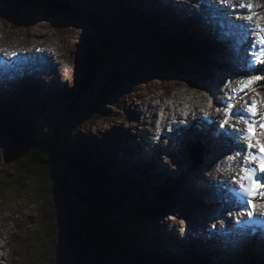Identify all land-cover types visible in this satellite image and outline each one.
Wrapping results in <instances>:
<instances>
[{
    "label": "rangeland",
    "instance_id": "obj_1",
    "mask_svg": "<svg viewBox=\"0 0 264 264\" xmlns=\"http://www.w3.org/2000/svg\"><path fill=\"white\" fill-rule=\"evenodd\" d=\"M34 1L37 2V0H34ZM54 1H56V0H54ZM75 1L83 2L84 8L87 10H95V8L91 9L93 7V5L95 4V2H93V1L88 2V3L84 0H75ZM134 1H140L141 2V0H133L132 2H134ZM7 4L8 3H6L5 0H0V11L7 9L4 11L9 12ZM87 4H88V6H87ZM71 6H73V5L71 4ZM141 6H142V3L139 4V7H141ZM89 7H91V8H89ZM108 7H112V6L106 7V6L100 5V8H98V7L97 8L101 11H105V9ZM139 7L137 9V12L141 11L139 9ZM75 8H77V7H75ZM75 8L73 6L72 10L73 11H80V10H77ZM142 8H144V7L142 6ZM144 10H145V12L141 11V17L143 19V23L142 24L135 23V26L137 28L131 27L133 29V32L135 31L136 34L139 35L138 32L142 31L141 29H145V30L149 29L150 30L151 27H159L158 25L153 23V22H155V20H158L156 23H158L160 25H161V22H163L164 24H167L162 19H160L158 17L156 11H151V10L146 9V8H144ZM27 12H31V10H27ZM143 14H145V17L143 16ZM5 15L8 16L7 13H5ZM34 15L36 16L35 22L30 23L29 27L26 26L27 29L28 28L32 29L31 33L33 36L40 35V38H35V39H38L39 42L37 43V42L33 41L34 44L33 45L31 44V46H33L34 51H35V49L43 48L44 45L40 42L42 39H45L47 44L51 43V41L53 39L54 42L56 43V46H55L56 51L58 54L61 55L59 58L67 59L69 57L68 55L70 53L73 56L70 58L72 61V66L67 68V70H66L67 72L63 69H62L63 71H61V72L59 71V77L58 76L57 77L52 76L49 73L50 70L48 67L41 68V70L44 72L43 81H49V82L53 83L50 85L52 87H53V85H59V89L55 91L57 93L54 92L51 95H44L41 97L37 95L38 98L35 96L37 98V99H35V98L30 97V93L32 91L28 90V92H27V93H29L28 98L26 100H22V102L20 101L21 103H19L17 105L12 104L10 101H4L3 100V103L0 101V110L4 111L3 104H4L6 111L11 110V113H7L6 111H4V114L2 115V117L0 115V177L6 178V181L4 184L6 185L7 183H10V186L13 188V192H14L12 194V192L7 190V192L4 193L5 203H2V200H0V208L2 210L1 216L3 215V217H4V219H0V232H2L1 228H3L5 231V234H6V236L4 235L0 239H2L5 242V244H4L5 248L11 254V256L13 258V264H47V263L57 264L56 262L58 260L56 259V255H58L60 253L65 254L68 251V248L70 247V245L69 244L67 245V241H70L71 235L69 236L68 232H67L66 236L63 234L59 235V234H57V231H55V230L53 231L52 229H50V225H49L48 220L51 219V216H53V218L55 219V222H57V223H58L57 217H60V220H61L62 219L61 216H63V210H62L63 207L60 204L61 203V196L57 195L55 188L53 189L54 193L51 194V197H49V200L48 199L45 200V198H44V197H46V196H44V193L47 195H50V193H47L45 188H44L45 184L39 183L36 180H32L30 183H26V185L24 186V190H21L20 192L18 191V188H20V186L18 185V183H15V181L17 179V175L20 174L19 172L22 168L23 162L17 163L16 160L13 159V153L11 154V151L9 150V147L11 145L10 142H11L12 136L18 135L21 133L23 136H30V133H31V134H33V136L36 137L35 139L30 138V139L35 141L34 143H39L40 141H42V143L46 146H48L52 142H54L55 139L60 138L58 140H60V141L63 140L65 143L63 145V149L71 151V154H72V152H75V153L78 152V149L80 148V143L78 141H82L81 145H83V143L85 144V146L83 148H85L86 154L90 155V152H89L87 146L89 144H90V146H92L91 138H89L90 141L88 139H85V136H88L90 131H91V133L94 132L91 135L92 136L95 135L93 137H95L97 139H105V140L111 139V141H113L116 137H121V139H123V140H124V137L126 138V141H124V142L122 141L119 143V148L117 149L124 156V159L120 162V167L122 168V171L124 172V174L126 176V181H132V180L134 182L136 181L137 185L134 184L133 186L129 187L125 183V181L122 182V184H120V188H119L120 191L115 192V194L121 196L119 199L123 201V204H121L120 201L116 202L114 204L113 213L116 215L115 217L119 223L118 229H119V232L121 234V239H125L124 241H127V243L132 248L135 245L136 247L134 248L135 249L134 251H136L138 248L142 253H144L145 256H148L147 263L143 259L142 262H144V263H142V264H159L160 262H162V264H164V262L167 264H175L177 262L181 263L180 261H182L186 264H202L204 261L214 262L212 264H222L221 261H219L218 257L211 258V257H206V255H205L204 257L198 256L199 258H197L196 257L197 254L195 253V251H192V252H194L195 258L193 260H191V259H187L188 256H181L175 250L174 243L172 241H170L169 239L171 237H175L174 239L176 240L177 236H176V234L174 235V231H177V234L179 235L180 232L178 231V229L181 228L183 225H186L184 221L180 220V217L177 214H175L176 220H177V226L176 227H174V224L170 223V221L171 222L174 221L172 219L174 215H168L167 216V214H165V212H162V211H164L163 209H155L156 210V216L159 215V217L157 216L158 221H155L156 218L152 219L151 222H149V224H147V227L144 224H136L137 223L136 221L133 222L132 221L133 216H132V218H128L130 211H132V212L137 211V212L141 213L140 208L142 206L145 207L144 204L146 203V201H148V199L150 198L149 194L151 196V192H152V191L150 192L149 191L150 189L147 188L148 185H147V187H145L139 181L140 178H143L145 176L138 174L137 172L134 174V172L129 170V168L131 166H133L134 164L141 163L142 160H140V159L145 156L144 154L142 156L138 155V153L135 154L136 152H138L136 150V148H139V145H141L142 142L144 143L147 141H148V144L150 146L154 145L152 143V140H150L149 138L146 137L147 136L146 133L141 134L139 132V129L138 130L136 129L137 127H143L145 129L144 132H147L149 134V132H151V130H152L151 128H153V126L151 124H147L146 121H144L141 124H138V122L136 120L137 118L133 117V115H132V110H133V112H135V111L137 112V109L138 110L144 109L143 105H140V102L146 101L147 98H150V99L154 98L155 102H157V103H159L161 101H165V97L163 95L164 93L162 94V93L158 92V90H155L152 93L147 92V94L145 96L140 95L139 96L140 99H138L139 97L137 94H133V93H134L135 89L138 90L140 88V86H142V87L149 86L150 87L151 86L150 83H153V82H154V84H160L161 82H160V79H158V78H162V77H155L156 79H154V80L151 79L149 81H141L140 84L134 85L131 89H127L125 92H123L122 97L119 95V97H118L119 102L117 104H116V102L113 103L112 101L105 103L104 106L107 109V111L110 113L105 118L107 125L93 123V125H89L87 127V131H83V129H81L83 132L69 131L67 133H64V134H67L69 136L68 137V136L62 134L63 133L62 129L57 128V126H59V121L61 120L62 113L66 112V107L64 106V104H63L64 108L61 106V104H58V105H56L57 109H54L51 112H49L48 107H49V103L50 102L53 103L54 102L53 100H55L59 95H62L63 92L67 88H69V92L72 91V93L68 94L69 96H71V94H73L74 90L77 89L74 86L75 83L77 84V82H78V86H79V79H80L79 75L81 76V73L78 71V69L75 71V69L77 68L76 59H77V63H78V58L74 53L75 52H81V50L76 48L77 43L72 42L73 45L71 46V44L68 40H70L71 38H73V39L77 38L80 41L82 38L83 31L76 28V27H71V26L66 28L65 31H61L57 28H54L53 25H51L49 22H47L48 20H51V18H49V16H47V14H44V15L43 14H34ZM13 18H14V15L11 16L10 22L5 21V20H7L5 16L3 17V20L0 18V29L8 30L5 27L6 26L11 27L12 29H9V32H11L13 34H17L18 30L17 29L14 30V27H13V25H14V23L12 21ZM145 18H148L151 21L150 22L149 21L144 22ZM64 19L65 18L60 19L59 22H62V25H64L63 23L68 24L69 23L68 20L64 21ZM103 19L109 21L110 23H113V20L110 19L109 15H107V13L103 16ZM114 19H116L115 16H114ZM52 22L57 27H60L59 23L57 25L55 23L54 19L52 20ZM99 25H101L100 22H99ZM18 26L23 27V25H18ZM43 29H46L47 31L44 32V31H42ZM158 31H159V34L157 32L151 31L152 32L151 36H156V38L163 40V38H161V36H159V35H162L169 41H173V42L176 41V43H175L176 47H180V48H183V50L189 51V56H188L189 58L193 59L196 56L195 54L193 55L192 50L186 49L185 45H181V43L178 41L179 38L177 36L174 37V35H164L163 29H158ZM115 34L117 35V39H119L118 34L117 33H115ZM20 35H21V32H20ZM46 35L50 39H46ZM119 35H121V34L119 33ZM197 38L200 41L204 40L198 35H197ZM110 40H115V39L112 38ZM59 41L65 42L64 45L61 46L59 44L60 43ZM204 41H206V40H204ZM22 42H23V39H18L16 41L17 46H19ZM14 43H15V40L5 39V38L0 36V50L2 48L11 47V45ZM133 43H134V40H133ZM27 45L29 46V44H27ZM206 46H207L206 44L202 43V47L204 49L206 48ZM78 47H82V44H80ZM170 47H172V46H170ZM173 48H175V47H173ZM163 53H166V52H163ZM103 54H105V53H103ZM144 54H145V52H143V55ZM150 55H152V54L150 53ZM202 55H203L205 61L207 62V54L203 51ZM154 56L156 57V55H154ZM162 58L163 57L160 56L159 61H162L161 60ZM102 59H104V60H102ZM86 60H87L86 64L87 65L90 64V62H91L90 58H87ZM101 60L103 62V65L104 64L110 65V66H103L100 70L96 71V78H97V76H99V79H100V76H102L98 86H100V88L103 87L102 89L106 90L109 87V84L105 83L106 82L105 80L109 76L110 71L115 70L118 73L119 67L128 61L125 60V61L121 62L122 59L119 58V61L121 64L120 63L115 64L114 62H113L114 64H111L112 63L111 59L104 58L103 56H102ZM101 60H99V61H101ZM130 60H132V58ZM139 60L140 59H137L136 62L140 63ZM197 60L199 62L200 58L198 57ZM95 62H97V59ZM132 62L135 63V61H132ZM132 62L129 64V66H130V68L133 69V66L131 65ZM194 63L197 64L196 61H194ZM207 64H208V62H207ZM200 65L202 66L201 63H200ZM142 66L148 67V71L150 73H155L154 69L152 67L148 66L147 63H145V64L142 63ZM156 67L161 69L158 65H156ZM207 67L209 68L211 66L207 65ZM209 69H210L211 73L212 72L216 73L221 68L220 67H211ZM164 70L166 71L165 74L170 73V72H168L169 69L167 67H165ZM175 73H179V72L176 71ZM211 73H209V71H207V75L212 76ZM64 74H66L68 77H70L69 79L71 81H69V82H71V83H69V84L72 85V87H69L67 85L68 83L64 79ZM168 78L171 80V82L162 81L163 83H161V84H165L169 87L173 85V88L177 87L180 91H187V93L184 94L185 96H188L189 94H192V93L195 94V92L189 90L188 88H186L182 85L183 83L187 84L186 79L180 78V77L178 78L176 76H174V77L171 76ZM179 79H181L183 82ZM201 80L204 82V84H206V81L204 78H202ZM188 84L192 85L193 82H188ZM129 85H124V86L128 87ZM169 87L165 86V87H160V88L169 89ZM18 88L21 89L24 93L28 89L27 86H24V85H21ZM153 88H154V86L151 88H148V90H151ZM92 89H93V91H92L93 95L95 97H99L98 95H100L101 91L99 92L98 89H95V86H92ZM166 92H168V90L165 91V93ZM203 94L206 95V97L202 98L200 96L201 101L206 100L207 95L210 94V89L209 88L208 89L203 88L202 95ZM131 98H134V100L138 99V102H136L135 107L130 105V109H129V111H127L128 102H129V99H131ZM134 100L130 101V103L135 104ZM194 100L195 99H192L191 102H193ZM89 102H90L89 99H82V100L79 99L78 103H77V109L78 110H84L86 105ZM23 105H24V107H23ZM117 106H118V108H117ZM158 106H159V104H157V108H158ZM12 107H14V108L18 107V108L11 109ZM22 108H24L25 112H27L29 110V112L32 114H25L24 118L21 119L20 117L17 118V114L12 113L13 110H19L20 109L21 111H23ZM122 109H124V110H122ZM168 109H169V107H168ZM157 112L159 113L160 110L158 109ZM143 117L145 119V116H143ZM48 118H50V120L53 119V121L48 120V121H50L49 124L47 121ZM124 119H126L127 124L123 125V124H121V122ZM141 119H143V118H141ZM25 120H28L30 122L26 125L20 124V122H24ZM3 121H6L8 124L7 123L5 124ZM18 121H20V122L18 123ZM67 121H70L69 117H68ZM97 121H99V120H97ZM11 124H12V126H11ZM119 124H121L120 127H116L114 130H112V127H115L116 125H119ZM33 125L34 126L38 125V126L33 128L32 127ZM145 125H148V126H145ZM127 126H130L131 128L127 127ZM26 128H27V131H30V132L24 134V130ZM109 128H110L109 133L111 132V134L109 136H108L109 133L107 134V136L104 135L103 132ZM125 130H127V131H125ZM101 131H103L101 133V135L97 133V132H101ZM115 133H117L118 135L114 136L113 134H115ZM151 134H153V133L151 132ZM62 136H66L67 139H64ZM143 143H142V145H143ZM116 145H118L117 142H116ZM93 147L98 153L102 154L103 150H101L99 148V146H97V148H96L93 145ZM89 149H90V151H92L91 148H89ZM105 151L111 152V150L108 147H106ZM107 155L108 154L106 153V156ZM185 157L186 158H184V164H189L188 157L187 156H185ZM149 160L155 161L156 163L161 162L160 160H156L155 158H153L151 156H150ZM100 162H101V160L99 158L97 160V157L95 155V157L93 159V163L95 164L96 168H97L98 163L100 164ZM114 163H116V162H114ZM144 163L146 165L149 162L144 161ZM69 164H70V161H68L67 164L61 166V168H62V171L67 175V177L69 175L70 179H73L72 176L73 177L75 176V174H74L75 170L72 167L68 166ZM180 164L181 163L179 162L178 167H181ZM166 165H167L166 169L169 172H171V173L174 172L173 176L175 174H177L176 173L177 168L173 167V166H175L173 163L171 164V162H170V163H167ZM146 167L147 168H140V167H138V168L141 169V171L143 173H147L150 176L152 168L148 165ZM93 168L95 169V167H93ZM105 173H107V172H105ZM183 176L184 177H182L183 178L182 181L185 185L190 183L191 180H194L197 178L196 176H193V177L188 176L185 172H183ZM202 176L203 175L199 174L198 178H202ZM113 178H114L113 176L108 175L107 179L112 180ZM10 181H12L13 184ZM76 182L78 183L79 186H77V188H76L75 187L76 185H73L76 189L74 192H70L72 195V198L74 200V205L76 206V211L81 213V214L84 213V216L86 218L85 220L87 222H91L90 218L92 219V215H91L92 212H91L90 208H91L92 201L90 202L89 199L92 198V191H93V188L95 189V187H93V188L89 187L87 189L81 180L80 181L76 180ZM4 184H0L1 188L3 187ZM47 185H49V184H46V186ZM109 185L111 187L114 186L111 182L108 183V186ZM22 186L23 185L21 184V187ZM179 186H181V185H179ZM171 188H174L175 193L178 191L177 196H176V204L180 209H182V210H180L181 212L185 208L188 209L190 205L192 207V205L194 204L193 202H190V204H188V205L187 204L184 205V203H182V201H185L187 199V196L182 192L179 193L180 188L177 189L176 186H172ZM134 189H139L137 196L135 194L133 195V193L135 192ZM108 190H110V192H108ZM166 191L167 190L160 192V190H158L156 192L154 190V192H152V198H157L158 202L160 201V197H162L164 200H165V198L169 199L170 192L167 191L168 192V194H167ZM40 192H41V194H40ZM97 192H98V194H97ZM104 192H108L109 195H113V193H112L113 191L111 189L101 190V191H99V189H97V191H95V190L93 191L94 198L97 199L98 202H102V198H108V196H109V195L107 196ZM126 193H128V194L126 195ZM140 194H141V197H140ZM96 195H97V197H96ZM129 197L130 198L133 197L135 199V201L132 202L131 204H129V201H128ZM58 199H59V201H58ZM69 204H71L70 201H69ZM109 204H111V203H109ZM148 204H149V208L151 207L152 210H154V205L151 204L150 201H148ZM126 206L127 207L131 206L129 211H127V212L125 211ZM73 217H74V214H73ZM124 217H126V218H124ZM198 218H199L198 220L202 219L201 217H198ZM45 219L47 220L48 223H46ZM72 219L77 220V218H75V217ZM127 219H128V222L126 221ZM120 220L123 224L120 223ZM53 223L54 222L52 221L51 227L54 228L55 224H53ZM167 224L171 225V227L168 226ZM40 225H41V227H40ZM97 227H98V225L96 226V229H97ZM45 228H47V232H46ZM152 230L158 231V233L160 234L159 237H161V239H156L155 234ZM17 231L24 233L26 235V237L23 238L19 233H17ZM136 231H137V234L132 235V233H135ZM77 232L85 234L84 231H82V232L80 231V228L77 230ZM128 238H132V241H130ZM169 241H170L171 246H169ZM131 242H133V243H131ZM104 252L106 253L105 248H104ZM197 252L199 253V251H197ZM136 253H137V251H136ZM4 254H5V249L3 250V254L0 253V264H7V262H9L8 264H12L9 256L8 255L4 256ZM48 254H49V257H48ZM134 256H137V255L134 254L133 258H134ZM4 257L6 260L4 259ZM114 257H116V256L114 255ZM57 258H58V256H57ZM174 258H175V260H174ZM191 261H192V263H191ZM107 263H110V262L104 261L101 264H107Z\"/></svg>",
    "mask_w": 264,
    "mask_h": 264
},
{
    "label": "trees",
    "instance_id": "obj_2",
    "mask_svg": "<svg viewBox=\"0 0 264 264\" xmlns=\"http://www.w3.org/2000/svg\"><path fill=\"white\" fill-rule=\"evenodd\" d=\"M122 29H124L122 34L121 32H119V29H114V33H117L118 38H119L117 39L116 42L115 40L109 39L108 33L104 34L105 40L108 42H112V44L118 45V46L119 45L121 46L123 42L125 45H128L129 37H127L126 39H125V36L123 37V33H125V27L123 26ZM119 33L122 36L119 35ZM134 34L136 33L133 32V36ZM137 36L138 35L136 34V36L132 40L136 41ZM161 37L163 38V40L156 38L158 40L157 43L166 44L167 46H172L171 48L173 47L176 48V44H175L176 42L169 41L162 35ZM178 41L182 45L181 40H178ZM90 48L91 47L88 46L87 50L85 51L87 55L85 56V64H83V78L81 79L80 85L76 87L77 89H75L74 91L75 93L73 92L71 96H68L67 98L68 100L66 102L67 105L70 107L69 115H71V117H73L72 119H74V122L72 125L73 130H77L79 129L80 126H84V125L85 127L86 126L88 127L92 122H94L96 118L95 115L97 114L104 115L106 111V108L104 106L105 103L114 101L118 92H121L122 90L126 89L124 85H128L130 82L133 81V78H134L133 75L129 74L127 70L126 71L124 70L125 66H128V63L130 64V62H125L120 67L122 72H119V74L113 73L112 78L110 79V81L108 80V83H107L109 84V87L106 90L105 89L100 90L101 92L99 91L100 92V95H98L99 97H95L92 93L93 91L92 86L95 85V82L97 79L96 71L100 70L98 69L100 67V64L95 61L96 59L98 61V59H100V57L103 54L99 55V53H97L94 46L93 48L91 49ZM177 48H180V47H177ZM116 50L118 49L116 48ZM146 51H148L149 53H152L148 49H146ZM167 51H168V48L165 47V49L161 48V51L159 52L163 53ZM104 52H105V55H107L106 51ZM139 52H141V50L138 51V53ZM87 58H90L91 60L90 64L88 65L86 64ZM158 58H160V56H158ZM131 65L133 66L134 73L136 75H140L138 67L141 69V66L139 65V63H137L138 66H135V64H133L132 62ZM69 93H70L69 88H67L66 94L68 95ZM79 99L81 100L89 99L90 101L86 105L84 110L77 109V103ZM54 109H57L56 106H50L49 111H53ZM48 120H50V118H48L47 121ZM62 132L67 133V126L63 128ZM20 135H14L15 137L13 141L11 140V145H10L11 147L9 148V150L11 151V154L13 153V159L16 160L17 163L23 162L22 168L19 172L20 174L17 175V179L15 183H18L20 187H21V184L23 185L21 187L22 188L21 190H24V186L26 185V183H30L32 180H36L39 183H44L45 184L44 188L46 192L50 193V195H47L44 193V196H46L44 197L45 200L47 199L49 200V197H51V194L54 193L53 189L55 188L57 195L61 196V203L60 202L59 203L63 207L62 209L63 216H61L62 218L61 220H60V217H57L58 223L55 222V219L53 218V216H51V219L48 220L50 229H52L53 231L54 230L57 231V234L59 235L63 234L66 236L68 231L70 235L72 234L71 232H73L72 231L73 229L70 227L68 223V215H69L68 206L69 205H67V201L68 202L70 201L71 208H73L71 209L70 215L73 216L74 214V217L77 218L76 221L80 227V231L85 232V234L80 233L86 238V240L85 241L83 240L81 242V246H79V248L77 245L78 244L77 239L75 237L71 239L73 240V242L71 241V249L74 252V253L72 252L74 256H71V249L69 247L68 251L65 254L60 253L56 255V259L58 260L56 263L57 264H101L104 261L110 262L107 264H142L144 263L142 261L143 259L145 261L146 258L142 255V253H140L141 251L137 248L138 249L136 250L138 253L137 254L136 251H134L135 250L134 248L136 247L135 245L132 248L127 243V241H124L125 239H121V234L118 229L119 223L115 217L116 215L113 213L114 204L116 202L120 201L121 204H123V201L119 199L121 196L115 194V192L120 191L119 190L120 183H118L117 179L115 178H113L112 180L107 179L109 174L106 170L99 169L98 167L96 168L95 164L93 163L95 154L93 150L90 151L89 149L91 148L90 144L87 146L90 152V155H87L85 148H83L85 144L81 145L80 142H79L80 148L78 149V152L77 153L72 152L71 154V151L63 149V145L65 143L63 140L62 141L58 140L59 138L55 139L54 142L46 146L42 143V141H40L39 143H34L35 141L32 139H35L36 137L33 136V134L31 133H30V136H20ZM68 161H70V164L68 166L72 167L75 170L74 171L75 176L74 177L72 176L73 179H70L69 175L67 177V175L62 171V168H61V166L67 164ZM93 167H95V169ZM99 178H101V181H99ZM76 180L78 181L81 180L86 188L95 187V189L93 188V191L94 190L97 191V189H99V191L110 189L108 186V183L110 182L115 186L111 188V190L113 191L112 192L113 195H109L108 192H110V190H108V192H104L107 196L108 195L109 196L108 198H102V202H98L97 199H94V193L92 191V198L89 199L90 202L92 201L91 208H90L92 212L91 213L92 219L90 218L91 222H87L85 220L86 218L84 216V213L81 214L76 211V206L74 205V200L70 193V192H74L77 186H79ZM5 181H6V178L1 177L0 184H4ZM10 182L12 183V181ZM128 182L129 181H125L126 184H128ZM46 184H49V185L46 186ZM73 185H76L75 186L76 188ZM0 189H1V186H0ZM4 189L6 190V192L7 190L10 192H13V188L10 186L9 183H8L7 189L6 188ZM134 190L137 193L139 191V189H134ZM140 197H141V194H140ZM132 216L135 217L134 211L133 212L130 211L128 218H132ZM52 221L54 222L53 224H55L54 228L51 227ZM126 221L128 222V219ZM46 223H48L47 220H46ZM120 223H122L121 220H120ZM97 225L98 227L96 229ZM45 230L47 232V228H45ZM136 234H137V231L135 233H132V235H136ZM128 239L132 241V238H128ZM104 248L106 249V253L104 252ZM134 254H136L137 256H134L133 258ZM114 255L117 258L114 257ZM48 257H49V254H48ZM145 262L147 263V261Z\"/></svg>",
    "mask_w": 264,
    "mask_h": 264
},
{
    "label": "bare ground",
    "instance_id": "obj_3",
    "mask_svg": "<svg viewBox=\"0 0 264 264\" xmlns=\"http://www.w3.org/2000/svg\"><path fill=\"white\" fill-rule=\"evenodd\" d=\"M84 1H86L87 3L88 2H91V1L95 2V4L93 5L92 8L89 7L91 9H94L95 8V10H87L86 9L87 11H93V12H97L98 11L99 12V11H101V10L98 9V8H100V5L101 6H106V7L107 6H112V7L106 8L105 11H101V12H103V13L106 12L107 15H109L110 19L113 20V23L114 24H118L119 20L121 19L122 14L124 12H126L127 10L131 9L134 13H136L140 3H142V6L144 8L149 9L151 11H156L157 12L159 10V8L161 7V11L160 12L162 14H166L169 17H171V15L173 17L176 16L177 17L176 20L179 22V23H176V25L164 24L163 22H161V25H160V24L156 23L158 20H155V22H153V23L159 26L157 28L163 29V34L164 35H174V37L177 36L178 38L181 35V37L179 38V40H181L182 45H185V48L186 49L192 50L193 55L194 54L196 55L193 58V59H195L194 61H196L197 58L199 57L200 59H202V61L204 63H206V65H208V66L210 65L211 67H220L221 68L216 73L215 72H212L211 73L210 69H208L209 73H211L212 76L207 75L208 82L205 80L206 81V84H205L204 88H207V89L209 88L210 89V97H209V99L207 97L206 100L205 101H202V102H205L206 105L209 107V109H214V107H215L214 101H217L218 102V101L221 100V97H223V95H221V96L217 95L218 94L217 92L220 91V90H222V85L224 83H227L228 81H231V83L234 82L233 79H229L227 82H225V80L219 79V78H221L223 71L227 68V65L230 66V67H232V66L234 67V64H237L235 62V60H239L240 59L239 61H243L242 60V57L240 56V52H241V47H240V43H239L241 41L240 38H236V36L231 37V39H236V43H234V41H229L228 50L227 51L226 50H223V49H219L218 48L219 46L217 45L218 44L217 39L220 37L219 32L218 33H215L213 36L210 33H206V32L204 33V31H201L200 29H198V26H201L202 25L201 22L194 23V22L190 21L188 23V21H185V17L188 16V14L183 13V11L180 8H178V7L173 8L170 5H166L167 2L165 0H141V2L140 1H134V2H132L133 0H123V1L122 0H118L117 3H102V4H98L96 2L97 0H84ZM71 2H72V5L74 7H77L79 9H82V10H80L81 12H86V10L84 8L83 2H81V1H78L77 2L75 0H72ZM87 6H88V4H87ZM142 6L139 7V9L142 12H145V10H144V8H142ZM7 7L9 9V5L8 4H7ZM174 9H176L177 11H179V13H176L174 11ZM141 11L137 12L136 14H139L141 16ZM172 12L175 13V16L173 15ZM114 16L116 17V19H114ZM143 16L145 17V14H143ZM180 20H181V22H180ZM59 21L60 20H55V23L57 25L59 23V25L61 26L62 25V22H59ZM64 21H67V20L64 19ZM146 21H149L150 22L151 20L148 19V18H145L144 19V22H146ZM30 23H32V22H30ZM121 23H123V22H121ZM123 26L126 27L124 25V23L123 24H119L118 26H116V29H122ZM130 26L132 28H137L134 23H131ZM28 27H29V23H28ZM5 28L6 29H12L11 27H7V26ZM203 29L205 30L204 27H203ZM30 30H32V29H30ZM101 30H102V33L103 34H107L108 33L107 31H103V29H101ZM141 30L142 31H145V32H148L149 33V36L152 35V32L149 29H147V30L141 29ZM199 30H200V32H199ZM142 31H139L138 32L139 35L138 34L137 35L138 36H141L140 33ZM205 31H207V30H205ZM238 31L240 32L241 30H238ZM22 33H24V32L21 31V34ZM197 35L200 36L202 39H204L206 41H204V40L203 41L202 40L200 41L197 38ZM124 36H125V39H126L129 35L126 36L125 33H123V37ZM159 36H161V35H159ZM241 36L242 37L244 36V42L249 46L250 44H249V41H248V37L246 35H240V37ZM138 40H139V38L136 37V41H134V43H133L134 46L137 44ZM40 42L43 45H47L45 39H42ZM59 42H60L59 44L61 46H63L64 43H65V42H62V41H59ZM174 42H176V41H174ZM202 43H204V44L207 45L205 49L202 47ZM31 44L33 45L34 43L32 42ZM221 44H224V41H222ZM163 45H166V44H163ZM16 46H17V44H16ZM161 48H164L165 49V47H161ZM181 49L183 50V48H181ZM13 51H14L13 49H11L9 51L8 59H10ZM184 51H185L184 54L187 55V56H189V51H186V50H184ZM203 51L207 54V62H208V64H207V62L205 61V59H204V57L202 55V52ZM143 52L144 51L141 50V52L138 53L140 55V59H143L145 57V54L143 55ZM247 53H248V49L246 48V52L243 55L245 61L247 60ZM129 60H128V62H130V63L133 61V60H130V61ZM142 63L145 64V62H141V65H142ZM38 64H39V60H37L35 62V65H33L32 63H28V65L31 68L34 67V69H32V71H30L32 73L30 75H27V71H25L23 69L22 71H20L18 73H13V74H10V76H8L9 74H7L6 70H3L5 72V74H4V81L2 82V84L0 86V101L2 103H3V100L4 101L13 102L16 98L18 99L19 102L22 101V100H26L28 98V94H29V93H27L28 90L29 91H32L34 93L33 94L31 92L30 93V97L37 99L38 96L41 97V96H44V95H51L56 90L59 89V85H53V87L50 86L53 83H51L49 81L36 80V79L34 80V77L35 78L40 77V79H43L44 78V72L41 69L40 70H37ZM139 65H140V63H139ZM241 65L242 64H239V65H237L235 67L241 68L244 71H249L250 70V68H248L246 65H244V66H241ZM211 67H209V68H211ZM11 68H12V66H9L8 69H11ZM9 73H12V72H9ZM49 73L52 76H55V77L58 76L59 77V72H56L54 70H52V71L50 70ZM207 77H206V79H207ZM226 79H228V78H226ZM26 80L29 82L28 84H30V85H28L26 83ZM162 81L163 80L160 79V82H162ZM21 85L27 86L28 89L25 91V93L21 89L18 88ZM229 89L230 88L226 87V91H228ZM66 92H67V89L63 92V94L61 93L62 95H59L53 101L56 102L57 100H59L60 97H63L64 98L67 95ZM55 93H57V92H55ZM163 93L162 94L164 95V97H166V95L169 93V91L166 92V93L165 92H163ZM192 94H194V93H192ZM219 94H223V93L220 92ZM187 97L189 99L192 98V96H189V95ZM201 97L202 98H205L206 95L203 94V95H201ZM258 101L260 103H263L264 104V94L259 95ZM51 103L52 102L49 103V107H48L49 109H50V106H53V103L52 104ZM210 103H211V107L209 106ZM154 104H156V106L153 107L152 105H154ZM140 105H143V108L146 109L147 112H149L151 115L153 113H158L157 112L158 111V109H157V102H155V99L154 98H151V99L150 98H147L146 101L140 102ZM23 107H24V105H23ZM168 107H169L168 110H170L171 107L170 106H168ZM3 109H4V111H6L5 110V107H4V104H3ZM22 110H24V108H22ZM137 112H139L138 109H137ZM0 115H1V113H0ZM1 117H2V115H1ZM17 118H19V115H17ZM143 119H144V117H143ZM223 120L224 119L221 118L220 122H222ZM144 121H146L147 124H151L153 126V128H151L152 129L151 132L154 133L156 131V129H155V121H156V118H151L150 117V120L145 119ZM220 122H219V124H220ZM5 123H7V122L5 121ZM11 126H12V124H11ZM139 128H140L139 129V132L141 134L142 133L143 134L146 133V135H147L146 137L147 138H149L150 140H152V138H153L154 141L156 140L154 137H152L153 134H151V132H149V134H148L147 132H144L145 129L143 127H139ZM62 134H64V133H62ZM18 135H20V134H18ZM64 135L68 136L67 134H64ZM66 136H63V138L65 139ZM93 136H95V135H93ZM199 140H200L201 144L203 145V148L205 149V154H207V155L208 154L209 155H218L217 156L218 158L224 157V155L222 154L223 151H224V148H225L224 145H222V144H214V143H212V141H207L205 138H200ZM148 146L150 148V145H148ZM152 147H155V145H153ZM148 149L145 148V147H142V144L139 145V148H136V150L138 152H136L135 154L138 153V155H140V156H142L144 154L145 156L140 159V160H142L141 163H138V164L136 163V164H134L133 166H131L129 168V170H131L132 172H134V174L137 172L138 174H141V175L145 176L143 178H140V180H139L140 183L143 186H145V187H147V185H148L147 188L150 189L149 190L150 192L151 191L154 192L155 188H159L157 190H162V189L166 188L165 190L171 191L173 193V195L175 194V192H174L175 190H174V188H171L172 186H176L177 189H179L181 186H183L184 187V190L182 191V193H184L187 196V199L185 201H182V203H184V205H186V204L188 205L191 202L190 201V196L192 194V190H191V188H192L194 190L195 194L197 195V197L195 198V201H192L194 203L192 205V207L190 205L189 208L187 209V212L189 213L188 215L189 216L190 215L191 216H194V215L196 216V213L201 214L203 210L206 211V208L209 206V204L207 203L206 199L211 200V198L208 197V196H205L204 193H203V190L202 189H197L196 188V185H198V182L207 183V180L209 181V179H213L212 180L213 182L214 181L217 182V178L219 177V175H215V174H219V173L216 172L214 174V177L213 178H208V177H206V175H203L202 178H198L199 174H201V171H198L199 168L198 167L197 168L196 167L191 168V166H189V165L192 164V160H193V162L196 163L197 162L196 159L195 158L194 159L193 158H191V159L188 158L189 159L188 160L189 164H184V158H186V157L181 154V155H178V161H176V162L173 163L175 165L173 167H176L177 168V170H176V173L177 174H175L173 176V173L174 172L171 173V172H169L166 169V167H167L166 164L169 163V160L167 158H164L163 152L160 151L159 154H157V152H149L148 154H146V152L148 151ZM150 156L153 157V158H155L156 160H160L161 161V162H159L160 164L159 163H156L155 161L149 160L150 159ZM213 157H216V156H213ZM211 158H212V156H211ZM218 158H216V159H218ZM144 161L149 162V163L145 165ZM179 162L181 163L180 164L181 167H178V163ZM147 165L152 168L151 175H150V179L148 178L147 173H143L141 171V169L138 168V167H140V168H147L146 167ZM183 172H185L188 176H192V177L193 176H196L197 178L194 179V180H191L190 183H188L187 185H185L183 183V181H182L183 180L182 177H184L183 176ZM99 181H101V178H99ZM135 183H137V182L135 181ZM179 185H181V186H179ZM109 188L111 189L112 187H109ZM152 192H151V196L149 194V197H150L149 199L150 200L148 199V201H150V203L154 205V209H155V204L154 203H155V201L158 203V200H157V198H152ZM224 193L225 192H223L222 194H224ZM127 194L128 193H126V195ZM134 194L136 196L138 195V193L136 191L133 193V195ZM165 200H168V199L165 198ZM130 207L131 206H128V207L126 206L125 211L126 212L129 211ZM140 209L143 210L142 207ZM163 210L164 211H162V212H165V214L170 213V210L168 208H164ZM180 213L181 214H185L184 211H182V212L180 211ZM134 216L135 217H133V219H132L133 222L136 221L137 222L136 224H143L142 223L143 216L141 215L140 212L134 211ZM157 216L159 217V215H157ZM191 216H190V219H191ZM199 217L203 218L204 216H199ZM172 219L174 221H172L171 224H174V227H176L177 226V220H176V218H174V216H173ZM189 223L190 224H188V225H183L181 228L178 229V231L181 234H186V237L189 238V243L190 244H194L197 249L196 248L193 249V246L190 245V247L188 249L181 251L177 246H181L183 248H186L187 246H185L182 241L179 242L178 241V237L176 238V240L174 239L175 237H171L169 239L170 241H172L174 243L175 250L181 256H188L187 259L193 260L194 258H190V257H191V255L192 256H195L194 255V252H192V251H195V253L197 254V256H196L197 258H199L198 256L204 257L205 255H206V257H211V258L218 257L219 261H221L222 264H253V260H250L249 258L244 257V256H246V253H244L245 248L239 249V248H237L239 246H236L237 249H235V250L232 251V253L234 255L233 257H228L226 255L225 256L220 255V253L218 251L219 249H217L216 246H215L216 245V242H217V239H218L217 235H213L212 241H210V240H206V241L203 240V242L200 241V240H198L195 237H191V235H194V234H189L188 232L195 230L196 227H197V225L192 220H190ZM167 225L171 227V225H169V224H167ZM146 227H147V225H146ZM186 229H188V232L185 233L184 230H186ZM152 231L154 232L156 239H161V237H159L160 234L158 233V231H154V230H152ZM180 233H179V235H180ZM175 234H177V231H174V235ZM3 236L4 235L2 234V232H0V238H2ZM170 241H169V246H171ZM200 245H201V248H200ZM4 249H5L4 241L2 239H0V253L1 254H3V250ZM184 251H186V253H183ZM197 251H199V253ZM257 253L258 252H256V254ZM241 257H244V258H241ZM238 258H239V260H237ZM253 259H254V261H255V259L258 260V264H264V251H263V253H259L257 257L255 255L253 257ZM131 262H132V260H131ZM8 263L9 262H7V264ZM211 263H213V262H211Z\"/></svg>",
    "mask_w": 264,
    "mask_h": 264
},
{
    "label": "snow or ice",
    "instance_id": "obj_4",
    "mask_svg": "<svg viewBox=\"0 0 264 264\" xmlns=\"http://www.w3.org/2000/svg\"><path fill=\"white\" fill-rule=\"evenodd\" d=\"M220 3L226 5L228 0H220ZM237 7L248 9L247 14H237V19L248 22L242 25V27L247 29L248 35L251 36L252 33H257L259 36V46H257L255 41L251 43V48L254 51L250 54L247 65L251 71H245L240 78L239 88L235 94L239 98L241 95L253 90L261 82H264V68L258 67V65L264 64V26L251 24L253 18L258 15L255 11V5L241 3L233 6V8ZM260 19L264 20V17ZM12 55L15 56V54ZM230 83L231 81H228L225 86L227 87ZM209 106L211 107V103ZM233 107V96L229 94L228 102L217 108V111L222 110L224 112L225 117L218 127L223 130L224 135H232L239 144V147L229 159H235L236 156L245 157L244 162L240 166L242 175L233 177L230 181L222 182L227 186L228 192L235 197L240 209H242L229 210L226 216L232 218L234 224L248 227L251 231L252 226L247 225L246 220H264V179H261L264 176V117L259 116L255 103L248 105L246 111L245 109L233 111ZM231 120H237L246 125V127L244 129H235V125H233L229 129L226 126ZM254 131L259 133V138L254 135ZM243 141H247V144L245 145ZM250 164L252 167H249ZM241 216L246 217V220L240 219ZM212 228H216L215 223L212 224ZM221 231H223V228Z\"/></svg>",
    "mask_w": 264,
    "mask_h": 264
},
{
    "label": "water",
    "instance_id": "obj_5",
    "mask_svg": "<svg viewBox=\"0 0 264 264\" xmlns=\"http://www.w3.org/2000/svg\"><path fill=\"white\" fill-rule=\"evenodd\" d=\"M67 201V200H66ZM67 205H69L68 206V213H69V215H68V223H69V225H70V227L73 229L72 231L73 232H71L72 234H71V239L73 238V237H75L76 239H77V241H78V248H79V246H81V242L84 240H86V238L83 236V235H81L80 233H78L77 232V230L80 228L79 227V225H78V223H77V221L76 220H73L72 218H74L73 216H71L70 215V213H71V209H73V208H71V204H69V202L67 201ZM78 225V226H77ZM79 227V228H78ZM68 233H69V231H68ZM69 236H70V233H69ZM84 237V238H83ZM70 239V241H67V245L69 244L70 245V249H71V241L73 242V240H71ZM73 251H72V249H71V256H74L73 255V253H72Z\"/></svg>",
    "mask_w": 264,
    "mask_h": 264
},
{
    "label": "clouds",
    "instance_id": "obj_6",
    "mask_svg": "<svg viewBox=\"0 0 264 264\" xmlns=\"http://www.w3.org/2000/svg\"><path fill=\"white\" fill-rule=\"evenodd\" d=\"M165 143H167V141H165Z\"/></svg>",
    "mask_w": 264,
    "mask_h": 264
}]
</instances>
